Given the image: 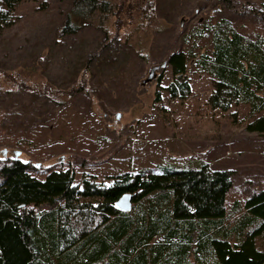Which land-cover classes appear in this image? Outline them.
<instances>
[{"label":"rangeland","instance_id":"rangeland-1","mask_svg":"<svg viewBox=\"0 0 264 264\" xmlns=\"http://www.w3.org/2000/svg\"><path fill=\"white\" fill-rule=\"evenodd\" d=\"M108 1L74 34L62 32L73 0L24 2L0 32V163H29L39 179L70 168L78 183L83 174L104 180L161 163L204 162L233 173L227 206L264 190V138L244 131L246 106L212 110V85L192 65L186 101L158 87L170 81V53L186 49L181 35L199 24L227 20L264 39V0ZM147 2L146 24L140 10ZM83 74L84 89L75 92Z\"/></svg>","mask_w":264,"mask_h":264},{"label":"trees","instance_id":"trees-1","mask_svg":"<svg viewBox=\"0 0 264 264\" xmlns=\"http://www.w3.org/2000/svg\"><path fill=\"white\" fill-rule=\"evenodd\" d=\"M35 1L0 0V32L14 25L20 4ZM109 2L73 0L62 32L76 33ZM152 12L147 2L142 21ZM180 39L186 49L170 53L171 78L159 89L170 100L189 99L192 65L212 85L209 107L246 106L244 131L264 138V39L227 20L199 24ZM205 39L210 47L199 51ZM85 84L83 74L75 92ZM38 173L17 159L0 163V264H264V190L227 206L229 170L161 163L104 180L83 174L78 183L70 168ZM124 195L128 212L116 208Z\"/></svg>","mask_w":264,"mask_h":264},{"label":"water","instance_id":"water-1","mask_svg":"<svg viewBox=\"0 0 264 264\" xmlns=\"http://www.w3.org/2000/svg\"><path fill=\"white\" fill-rule=\"evenodd\" d=\"M131 199L129 196L124 195L116 203V208L120 212H128L131 209Z\"/></svg>","mask_w":264,"mask_h":264}]
</instances>
